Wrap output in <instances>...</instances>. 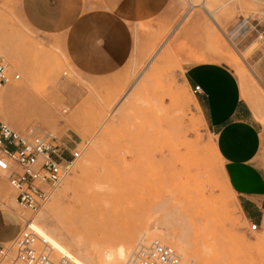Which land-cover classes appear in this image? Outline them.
I'll list each match as a JSON object with an SVG mask.
<instances>
[{
  "label": "rangeland",
  "instance_id": "obj_1",
  "mask_svg": "<svg viewBox=\"0 0 264 264\" xmlns=\"http://www.w3.org/2000/svg\"><path fill=\"white\" fill-rule=\"evenodd\" d=\"M263 10L264 0H171L166 12L130 24L133 45L122 68L91 75L72 60L62 35L33 28L16 0L0 3V58L22 75L0 87V116L19 130L36 126L68 136L83 150L40 213L14 205V190L0 180V237L12 240L23 217L83 264H125L164 223L176 234L157 238L174 243L183 264H264V233L251 231L230 192L214 134L195 105L176 99L179 91L195 96L185 69L199 59L220 60L224 43L243 59L238 70L227 65L240 84L248 72L264 117ZM242 20L245 35L238 33ZM252 117L264 128L253 110ZM93 147L98 157L91 160ZM193 147L209 163L210 178L198 175ZM199 181L204 198L220 204L213 215L200 202ZM99 183L107 190L99 191ZM195 248L200 253L189 255Z\"/></svg>",
  "mask_w": 264,
  "mask_h": 264
},
{
  "label": "crops",
  "instance_id": "obj_2",
  "mask_svg": "<svg viewBox=\"0 0 264 264\" xmlns=\"http://www.w3.org/2000/svg\"><path fill=\"white\" fill-rule=\"evenodd\" d=\"M4 1L7 0H0V3ZM16 1L22 17L33 28L62 35L72 60L91 75L122 68L133 45L130 24L164 13L171 2ZM240 23L242 26L248 21ZM185 78L192 89L200 85L201 92L194 94L206 124L215 136L225 163L226 177L246 217L259 223V231L264 233V128L252 117L253 110L264 123L262 109L254 110L242 98L238 78L225 63H193L185 69Z\"/></svg>",
  "mask_w": 264,
  "mask_h": 264
},
{
  "label": "built area",
  "instance_id": "obj_3",
  "mask_svg": "<svg viewBox=\"0 0 264 264\" xmlns=\"http://www.w3.org/2000/svg\"><path fill=\"white\" fill-rule=\"evenodd\" d=\"M188 5L185 15L191 8ZM21 77L7 58H0V87ZM193 92L200 93V85H195ZM82 152L76 140L68 136L36 126L19 130L0 116V180L14 190L23 211L34 214L41 211L73 173ZM21 220L24 225L12 240L0 239V264H82L71 254L58 251L30 219ZM259 228V223L251 221V231ZM125 264H183V261L174 246L154 238L139 241Z\"/></svg>",
  "mask_w": 264,
  "mask_h": 264
},
{
  "label": "bare ground",
  "instance_id": "obj_4",
  "mask_svg": "<svg viewBox=\"0 0 264 264\" xmlns=\"http://www.w3.org/2000/svg\"><path fill=\"white\" fill-rule=\"evenodd\" d=\"M245 25H242L239 29H238V33H242V34H244V33H246V32H244L245 30ZM222 43V42H221ZM222 51L220 52V54L221 55H223V56H221L222 58H220V60H214L213 62H210V61H208V60H205V59H199V60H197L196 61V63H215V62H224V63H226V64H228V65H230L231 67H234V69H236V70H238L239 69V67H241V61L243 60H241L240 59V62H239V59H238V57H237V53H235V52H233L232 50H230L229 48H227V46L223 43V45H222V49H221ZM244 65V64H243ZM242 68H244L243 66H242ZM241 69V68H240ZM245 69V68H244ZM235 70V71H236ZM247 70V69H246ZM245 70V71H246ZM186 84L188 85V86H190V84H189V82L186 80ZM240 84V83H239ZM251 84V85H250ZM240 86H241V89H242V91H243V93L241 92V95H242V98L244 99V100H246V102H248L250 105H251V107L254 109V110H256L257 109V107H256V102H257V97H255L256 96V94L255 93H258V89H255V86H253L252 85V83H251V80H250V75L248 74V72L246 73V72H244L243 71V73H241V84H240ZM257 90V91H256ZM176 96V95H175ZM176 99H178L179 101H180V103L182 104V105H187V106H189L190 104H193V105H195V107L198 109V111L200 112V115H199V118L203 121V122H205V124H206V121H205V119H204V117H203V114H202V111H201V108H200V106H199V104H198V100L196 99V97L195 96H192V97H190L188 94H186L185 92H183V91H179L178 93H177V96H176ZM177 100V102H179ZM179 104V103H178ZM186 106V107H187ZM258 111V110H257ZM259 117H260V115H259ZM261 117H263V115H261ZM191 136V135H190ZM187 138V137H186ZM182 144L184 145V146H186V147H189V140L188 139H186L185 141H183L182 142ZM215 153H216V155L222 160V157H221V155H220V153H219V150H218V148H217V145H215ZM98 157V155H97V150H96V147H93L92 149H91V151H90V159L91 160H94V159H96ZM191 159H192V161H193V163H194V165H195V169H196V171H197V173H198V175H200V177H201V175L203 176V175H207V177L208 178H210V169H209V163H207V161L204 159V157H203V155H202V151H200L199 149H197V148H195V147H193V151H192V157H191ZM223 161V160H222ZM84 165H85V163H84ZM82 170H84V171H88L89 169L87 168V167H85V168H83ZM92 177V176H91ZM102 177V176H101ZM200 177H197V179L198 178H200ZM204 177V176H203ZM206 177V176H205ZM224 178H225V180H226V183H227V186H228V188H229V190H230V192L233 194V195H235V193H234V191H233V189L231 188V186H230V183H229V181H228V179H227V177H226V174H224ZM111 179V178H110ZM105 180V179H104ZM111 181V180H110ZM100 182H102V181H100ZM107 187V185L105 184V185H101L100 183L99 184H97L96 185V187H97V189L98 188H100V189H98L99 191L102 189L103 190V188H106ZM108 188V187H107ZM107 188L106 189H104V190H107ZM203 188H204V182H202V181H199V182H197V190L199 191L198 193H199V196L201 197V200H200V202L203 204V207L211 214V215H213V214H215L216 212H217V209L219 208V206H220V204L218 203V204H216V203H214V202H212L211 200H206L205 198H204V195H203ZM109 189H110V187H109ZM205 189V188H204ZM113 190V189H112ZM97 191V190H96ZM115 192V191H114ZM102 195H104V194H102L101 193V196ZM99 196V195H98ZM236 196V195H235ZM96 196H94V198H95ZM103 198V197H102ZM95 200V199H94ZM106 201V200H105ZM50 202V201H49ZM48 202V203H49ZM3 203V206L4 207H6V208H8L9 206H7L6 204H5V202L3 201L2 202ZM109 202H106V204H108ZM13 204L14 205H17V201H16V198H14L13 199ZM202 207V210L204 209ZM239 207H240V204H239ZM201 208V207H200ZM240 209H241V207H240ZM242 210V209H241ZM40 213V212H39ZM171 215H172V213H171ZM167 218H168V216H167ZM165 221V220H164ZM209 225H210V223H209ZM184 232V231H183ZM188 233V232H187ZM172 234H176L175 232H173L172 230H170L169 228H166L165 226H164V223H163V226L157 231V233H156V238L157 237H160V238H164L165 240H171L170 239V237H171V235ZM186 233L184 232V233H182L181 234V236L184 238V239H186V235H185ZM208 234V233H207ZM211 236V234L209 233L207 236H206V238H205V240H206V248H207V250H209V247H210V244H209V242H208V238ZM142 240H144V241H146L147 239H142ZM141 240V241H142ZM147 241H150V240H147ZM187 242V241H186ZM54 244V243H53ZM138 244V243H137ZM136 244V245H137ZM174 244V243H173ZM173 244H172V246H173ZM55 245V247H56V244H54ZM136 247V246H135ZM135 247H134V249H135ZM205 248V249H206ZM134 249H133V251H132V253L134 252ZM191 251V250H190ZM63 252H65V251H63ZM65 253H68V252H65ZM132 253L130 254V255H132ZM198 253H200L199 252V250L197 249V248H195V252H193V251H191L190 253H189V255H191V256H194L195 254H198ZM70 254V253H69ZM72 255V254H71ZM129 255V256H130ZM73 257H75L74 255H72ZM75 258H77V257H75ZM78 259V258H77ZM198 259V258H197ZM79 260V259H78ZM80 261V260H79ZM81 262V261H80ZM82 263V262H81ZM83 264V263H82Z\"/></svg>",
  "mask_w": 264,
  "mask_h": 264
}]
</instances>
